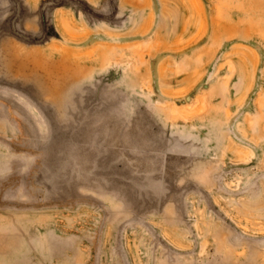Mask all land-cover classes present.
<instances>
[{
    "label": "rangeland",
    "instance_id": "obj_1",
    "mask_svg": "<svg viewBox=\"0 0 264 264\" xmlns=\"http://www.w3.org/2000/svg\"><path fill=\"white\" fill-rule=\"evenodd\" d=\"M0 264H264V0H0Z\"/></svg>",
    "mask_w": 264,
    "mask_h": 264
}]
</instances>
